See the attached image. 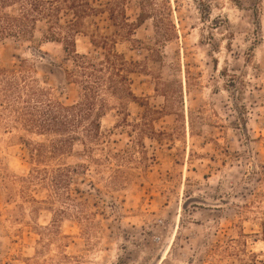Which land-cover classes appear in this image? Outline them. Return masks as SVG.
<instances>
[{
    "label": "rangeland",
    "instance_id": "374dc122",
    "mask_svg": "<svg viewBox=\"0 0 264 264\" xmlns=\"http://www.w3.org/2000/svg\"><path fill=\"white\" fill-rule=\"evenodd\" d=\"M121 2L132 31L115 34L105 9L75 37L94 54L90 38L114 35L135 96L110 98L88 155L74 141L35 162L51 135L0 113V264H264V0ZM46 29L0 40V67L23 60L53 99L75 102Z\"/></svg>",
    "mask_w": 264,
    "mask_h": 264
},
{
    "label": "trees",
    "instance_id": "16d2710c",
    "mask_svg": "<svg viewBox=\"0 0 264 264\" xmlns=\"http://www.w3.org/2000/svg\"><path fill=\"white\" fill-rule=\"evenodd\" d=\"M93 3V0H0V40L26 39L33 34L36 24L44 20L45 38L59 43L69 57L71 68L64 69L65 78L79 88L77 100L64 104L35 83L23 60L17 67H0V113L10 122L8 127L52 137L46 143L32 145L31 158L35 162L69 151L74 141H80L88 155L91 148L86 143L100 139V121L110 98L135 99L130 90L131 62L114 49V35L99 36L98 40L90 38V43L101 49L94 54L79 53L76 49L75 37L80 33L81 21L105 9L117 28L115 34L125 27L132 31L135 26L127 22L121 0L108 2L107 8ZM68 13L70 19L62 22L61 16ZM61 182L54 179V184Z\"/></svg>",
    "mask_w": 264,
    "mask_h": 264
}]
</instances>
